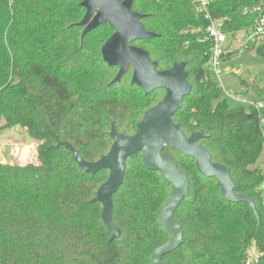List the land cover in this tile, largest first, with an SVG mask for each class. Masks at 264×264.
<instances>
[{
    "label": "trees",
    "instance_id": "obj_1",
    "mask_svg": "<svg viewBox=\"0 0 264 264\" xmlns=\"http://www.w3.org/2000/svg\"><path fill=\"white\" fill-rule=\"evenodd\" d=\"M84 0H0V131L23 128L37 144L39 164L0 163V264H152L153 251L168 243L160 214L171 183L147 170L141 153L128 159L126 175L113 197L112 233L94 202L109 171L85 173L62 143L82 159L96 162L113 140L112 125L132 136L164 90L146 95L132 83L133 68L113 83L119 67L103 60L102 45L114 34L109 24L83 36ZM124 1V0H121ZM251 0H216L212 12L230 18L228 31L251 27ZM145 29L156 38L133 45L149 52L157 71L187 62L191 94L173 120L183 134L200 138L212 162L231 170L244 203L226 202L217 180L197 171L195 160L169 150L187 173L189 195L175 213L184 243L163 261L171 264H242L255 243L263 253L264 206L258 188L264 173L255 165L264 150L260 114L229 106L220 84L206 69L209 22L190 0H135ZM255 50L264 59V46ZM238 51L230 53L231 58ZM242 84L249 86L246 82ZM253 92L261 96L264 88ZM61 143V144H60Z\"/></svg>",
    "mask_w": 264,
    "mask_h": 264
},
{
    "label": "water",
    "instance_id": "obj_2",
    "mask_svg": "<svg viewBox=\"0 0 264 264\" xmlns=\"http://www.w3.org/2000/svg\"><path fill=\"white\" fill-rule=\"evenodd\" d=\"M135 0H84L85 17L78 24L84 26L83 36L109 24L114 34L102 45V56L110 67H119L113 83L133 68L132 83L150 94L155 90H164L163 101L149 108L132 136L120 133L112 125L110 137L113 145L101 159L96 162L84 160L71 143H62L72 153L73 159L87 174H95L104 169L109 171V178L98 189L94 202L103 206L102 222L112 233V240L120 238L121 232L114 225L113 197L124 183L126 164L129 158L141 153L143 165L147 170L159 172L165 181L171 183V193L161 211L160 220L171 239L167 244L155 249L152 264H171L163 261L165 256L176 252L184 243L183 228L175 220V213L189 195L190 180L186 172L178 169L176 157L166 150L195 160L197 171L208 178H215L226 202L248 204L257 216L256 204L249 197L236 193L238 186L234 183L231 170L224 165L212 162L207 149L200 144V138L206 134L197 132L184 136L181 125L173 117L180 112L184 100L191 94L188 81L187 62L175 64L171 69L157 71L158 62L150 59L148 51L133 45L134 41L156 38L159 35L144 28L141 20L145 15L132 10ZM61 144V143H60Z\"/></svg>",
    "mask_w": 264,
    "mask_h": 264
},
{
    "label": "rangeland",
    "instance_id": "obj_3",
    "mask_svg": "<svg viewBox=\"0 0 264 264\" xmlns=\"http://www.w3.org/2000/svg\"><path fill=\"white\" fill-rule=\"evenodd\" d=\"M246 35V30L236 33L233 37L229 38V41L233 40V42L227 43L225 48L228 50L237 49L242 45ZM234 71L238 73L236 74ZM221 75L220 78H214L220 84L222 90L225 91V94L227 92L231 94V96L227 97L230 107H247L246 103L243 104V100L252 102L253 104L262 102L264 105V94L258 96L252 90V87L256 89L264 88V59L257 56L255 50L245 53L237 52L227 59L223 65V73ZM243 82H246L249 86L242 84ZM260 114L264 119V108L261 109ZM4 143L8 144L5 146L4 152H7L10 158H12L9 161H13L15 164H20L21 166L39 164V160L37 159V144L32 141L26 129L17 127L0 131V148H3ZM22 156L25 159L23 163L19 160ZM255 167L264 173V150Z\"/></svg>",
    "mask_w": 264,
    "mask_h": 264
},
{
    "label": "built area",
    "instance_id": "obj_4",
    "mask_svg": "<svg viewBox=\"0 0 264 264\" xmlns=\"http://www.w3.org/2000/svg\"><path fill=\"white\" fill-rule=\"evenodd\" d=\"M192 5H194L195 11L204 16L209 22L206 27V39L211 41L212 47L210 51L209 63L206 65V69L210 75L213 77L220 78L223 73V65L230 56V53L238 51L242 53L246 48L258 49L260 46H264V0H251L253 5L250 8L245 9V13L252 14L255 16L254 24L245 29L247 31L246 38L243 40L242 45L237 49L228 50L225 48L227 43L233 42L229 41L230 37H233L236 32L228 31V25L230 23V18L216 17L212 10L215 7L216 0H190ZM238 33V32H237ZM232 57V56H231ZM234 73H238L234 71ZM225 93V91H224ZM226 97L231 96L229 92L225 94ZM246 103L248 106L253 107L259 114L264 105L262 102L259 104H253L252 102H247L243 100V104ZM262 138H264V119L260 114ZM1 150H0V163H2ZM258 192L261 197L262 204L264 206V181L258 188ZM248 253L242 264H259L263 258V253L257 248L256 244L253 243L248 248Z\"/></svg>",
    "mask_w": 264,
    "mask_h": 264
},
{
    "label": "crops",
    "instance_id": "obj_5",
    "mask_svg": "<svg viewBox=\"0 0 264 264\" xmlns=\"http://www.w3.org/2000/svg\"><path fill=\"white\" fill-rule=\"evenodd\" d=\"M8 144H6V143H4L3 144V148H0V150H2L1 151V158L3 159L2 161V164L4 163V164H7V163H11V164H15V162H13V161H9L10 159H12V158H10V155L7 153V152H4V150H5V146H7ZM12 155V154H11ZM22 163H23V161H25V159H24V157L22 156L20 159H19ZM21 163V164H22ZM20 165V164H19Z\"/></svg>",
    "mask_w": 264,
    "mask_h": 264
}]
</instances>
